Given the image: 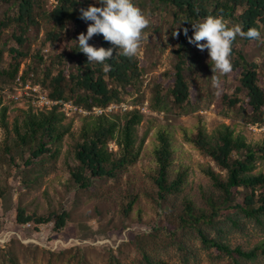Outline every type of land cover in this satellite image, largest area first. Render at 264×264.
<instances>
[{
	"label": "rangeland",
	"instance_id": "obj_1",
	"mask_svg": "<svg viewBox=\"0 0 264 264\" xmlns=\"http://www.w3.org/2000/svg\"><path fill=\"white\" fill-rule=\"evenodd\" d=\"M82 1L87 7L101 6L95 0ZM134 3L149 19L136 55L143 76L121 102L115 103L118 109L106 116L123 123L134 110L142 114L134 132L135 148L140 150L138 161L116 177L95 180L91 187L82 189L73 178L79 167L76 148L83 130L91 129L98 116L66 115L59 110L65 114L61 127L70 132L52 148V153L27 166L31 152L21 147L17 131L24 134L28 118L41 110L26 100L3 101L7 124L0 121V264H264V254L250 260L218 252L203 242L193 225L182 220L187 203H191L195 215L201 217L198 227L208 239L245 251L264 243V218L259 221L248 218L236 206L251 191L242 188L232 200H227L207 171L215 170L223 177L227 173L191 141L203 130L215 143L220 133L229 129L248 144L263 143L264 123L255 122L260 117L247 103L248 92L242 90L241 102L235 106L230 100L241 87L245 63L256 65L259 84L264 87V43L237 36L232 47L236 54L230 55L232 71L220 76L218 89L209 80L213 72L208 51H200L188 43L183 54L184 74L191 95L180 106L171 94L179 61L175 50L184 28H188L190 37L193 35L191 24L181 23L192 21L162 0H134ZM57 4L58 0H38L40 24L31 29L27 43L20 48L27 55L22 59V68L29 69L34 81H44L50 68L53 75L60 70L68 74L74 71L76 59L68 61V57L77 46L74 41L81 33H87L91 23L80 27L68 21L60 38L50 39L54 24L48 13ZM15 12L17 6L12 1L0 0L3 90L12 86L8 72L13 70L11 49L19 48L14 40L19 31L17 26L4 29L1 24ZM174 31L179 35L174 36ZM89 44L100 48L99 34ZM61 56L64 59L60 60ZM161 133L169 136L173 149L169 181L186 175L181 192L166 194L164 198L155 182L158 175L155 151ZM109 147L118 151L114 141ZM260 173H264V158L256 161L251 174ZM18 209H25L29 215L55 217L40 226L19 224ZM63 212L69 219L66 227L57 230L55 219Z\"/></svg>",
	"mask_w": 264,
	"mask_h": 264
},
{
	"label": "trees",
	"instance_id": "obj_2",
	"mask_svg": "<svg viewBox=\"0 0 264 264\" xmlns=\"http://www.w3.org/2000/svg\"><path fill=\"white\" fill-rule=\"evenodd\" d=\"M17 6V12L7 15L1 26L8 29L17 26L19 34L14 35V40L19 48H12L13 70L8 72L14 80L20 76L23 80H31L45 88L50 97L73 101L76 105L85 108L96 106L106 107L112 103L121 102L129 89L135 87L143 76L138 57H125L118 54L119 49L106 42L100 36L101 47L114 48L112 59L106 61L110 65L108 71H104L103 65L90 63L85 54L79 52L76 46L72 49L68 61L75 60V69L68 74L60 70L53 75V69H47L46 79L38 82L30 79L29 69L22 68V59L27 55L20 49L27 43V37L32 28L40 24L37 15L38 0H10ZM169 6L186 15L187 19L194 22L200 18L212 15L222 16L229 25H240L243 31L249 28H257L261 34L264 30V0H162ZM87 6L82 0H58V4L48 13V19L54 24V31L49 33V38L56 41L61 32L66 29L67 22L71 21L76 26H83L88 22L80 19V9ZM188 37L190 35L188 34ZM188 37L183 35L179 47L175 50L179 61L176 65V79L171 94L177 105H184L190 98V87L185 78L184 52L188 47ZM246 41H250L245 39ZM236 54L232 49L231 55ZM60 60L64 56L59 57ZM247 65V67H245ZM256 65L244 64L241 74V87L230 100L235 106L241 102L239 94L242 90L248 92V105L258 114L260 119L255 122L264 123V87L259 84V74ZM1 73V72H0ZM65 114L57 107L50 110H41L37 115H32L26 122V132L19 130L18 136L21 147L29 148L30 157L26 165L40 159L47 153H52V148L62 143L64 137L70 132L62 128L61 123ZM7 107L3 106L0 99V121L6 125ZM142 121V114L134 110L129 113L123 123L110 119L106 115L98 116L91 129H84L81 140L77 144L76 157L79 167L73 172L75 183L82 189L92 186L93 181L105 178H114L119 172L128 166L134 165L139 157L140 150L135 148L134 132L136 126ZM115 142L118 151L110 150V143ZM204 153L209 155L223 171L227 173L223 177L221 173L209 169L210 176L216 188L224 192L227 200H232L239 190L244 188L251 193L245 194L242 201L236 206L246 217L256 220L264 218V173L252 175L255 163L264 158V141L262 144L251 145L240 137H235L229 129L221 132L217 141L212 143L203 130H200L191 140ZM159 145L155 151L158 175L155 178L156 185L162 198L166 194L180 193L185 183L186 175H179L174 181H169V169L173 161V149L169 136L166 133L159 135ZM56 149L55 156L57 155ZM131 208V205L129 206ZM55 216L49 217L29 215L25 209H18L17 222L19 224L33 223L36 226L47 224ZM69 215L63 212L55 219L57 230L67 225ZM186 224L193 225L201 236L203 242L210 245L220 253L238 259H256L264 254V243L251 251H245L240 247L232 249L228 245L210 240L198 227L201 217H197L191 203H187L186 215L182 219ZM261 252V253H260Z\"/></svg>",
	"mask_w": 264,
	"mask_h": 264
},
{
	"label": "clouds",
	"instance_id": "obj_3",
	"mask_svg": "<svg viewBox=\"0 0 264 264\" xmlns=\"http://www.w3.org/2000/svg\"><path fill=\"white\" fill-rule=\"evenodd\" d=\"M95 3L101 6L89 5L86 9H80V19L91 23L87 33H81L74 42L79 52L86 55L88 64L99 63L103 65L104 71H108L110 65L106 61L112 59L114 48H96L89 44L92 37L102 35L106 42L119 49L117 55L131 58L138 53L149 19L134 0H95ZM185 22L190 23L193 30V35L188 37V28L183 29L188 42L200 51H208L213 72L209 80L213 88L220 87V76L232 71L230 55L237 36L264 43V37L257 28H249L245 32L240 25H229L222 16L209 15L194 23L185 20L181 25ZM173 35H179V32L174 31Z\"/></svg>",
	"mask_w": 264,
	"mask_h": 264
},
{
	"label": "built area",
	"instance_id": "obj_4",
	"mask_svg": "<svg viewBox=\"0 0 264 264\" xmlns=\"http://www.w3.org/2000/svg\"><path fill=\"white\" fill-rule=\"evenodd\" d=\"M0 99H3V101L8 99L12 102L26 100L39 110H50L57 107L66 115L83 114L89 116H102L113 113V111L117 110L119 107L117 104L112 103L106 107L96 106L88 109L76 105L73 101L54 99L49 96L47 90L41 85L31 80L25 81L20 76L14 80L10 88L4 90L0 88Z\"/></svg>",
	"mask_w": 264,
	"mask_h": 264
}]
</instances>
